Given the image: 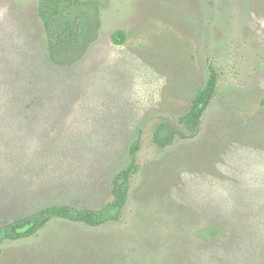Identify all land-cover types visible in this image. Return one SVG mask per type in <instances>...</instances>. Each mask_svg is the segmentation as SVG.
I'll list each match as a JSON object with an SVG mask.
<instances>
[{
	"label": "rangeland",
	"instance_id": "374dc122",
	"mask_svg": "<svg viewBox=\"0 0 264 264\" xmlns=\"http://www.w3.org/2000/svg\"><path fill=\"white\" fill-rule=\"evenodd\" d=\"M39 1L0 0V71L21 62V44L50 67L66 107L54 128L40 124L29 137L30 158L41 145L46 159L18 173L29 183L20 185L25 201L0 204V223L52 203H108L141 129L139 170L119 224L144 237L184 234L199 264H264V0H99L97 40L79 63L62 66L39 43ZM210 64L220 76L199 134L158 147V123L184 129L179 116ZM51 138L58 149L47 148ZM9 175L0 172V182ZM48 232L2 243L0 264H20Z\"/></svg>",
	"mask_w": 264,
	"mask_h": 264
},
{
	"label": "trees",
	"instance_id": "16d2710c",
	"mask_svg": "<svg viewBox=\"0 0 264 264\" xmlns=\"http://www.w3.org/2000/svg\"><path fill=\"white\" fill-rule=\"evenodd\" d=\"M36 15L41 25L39 43L42 51L56 65L79 63L99 36V0H40ZM16 46L14 58L18 57L21 62L15 59V63H8L13 67L0 71V172L12 173L7 176L8 182L6 178L0 182V204L6 207L25 201L21 197L24 192L20 185L28 187L29 183L18 173H28L39 156L42 157L40 161L47 156L46 149L39 145L30 158L31 155L27 154L32 148L29 137L33 132H41L40 124L59 122L56 112L62 113L60 108L66 107L65 103L62 105L61 97L57 98V92L62 88L55 89L54 85L60 81H54L50 67L35 53L26 56L21 44ZM219 76L217 69L210 64L205 84L197 90L189 108L179 116L184 129L177 128L169 120L158 123L152 137L158 147L165 148L177 138H195L199 134L203 116L216 94ZM72 81L76 79L67 82ZM63 89L68 92L65 86ZM141 133L138 129L137 138L129 147V165L112 180L111 201L98 208L52 203L10 219L0 223V245L5 241L27 242L41 231L50 230L29 252L25 251L20 264H51L49 261L58 264H199V258L203 263L202 258L194 254L191 239H185L184 234H176L173 238H167L171 235L165 234L144 237L119 224L127 204L130 180L139 170L136 155L141 148ZM61 138L68 140L66 135ZM52 139L47 148L58 149V142ZM17 176L19 185L14 184ZM14 188L9 195L7 190ZM54 253L58 256L55 257Z\"/></svg>",
	"mask_w": 264,
	"mask_h": 264
}]
</instances>
